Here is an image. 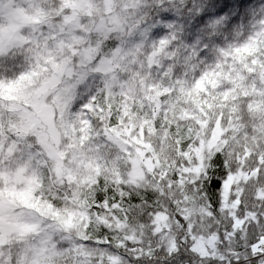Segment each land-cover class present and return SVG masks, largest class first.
Wrapping results in <instances>:
<instances>
[{"label": "snow or ice", "instance_id": "obj_1", "mask_svg": "<svg viewBox=\"0 0 264 264\" xmlns=\"http://www.w3.org/2000/svg\"><path fill=\"white\" fill-rule=\"evenodd\" d=\"M0 264H264V0H0Z\"/></svg>", "mask_w": 264, "mask_h": 264}, {"label": "clouds", "instance_id": "obj_2", "mask_svg": "<svg viewBox=\"0 0 264 264\" xmlns=\"http://www.w3.org/2000/svg\"><path fill=\"white\" fill-rule=\"evenodd\" d=\"M253 3H255V0H253ZM252 5H249V7H251Z\"/></svg>", "mask_w": 264, "mask_h": 264}]
</instances>
